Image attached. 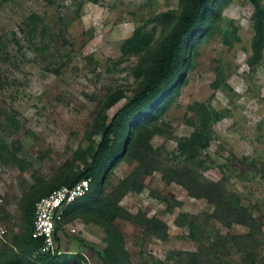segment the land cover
<instances>
[{"label": "rangeland", "instance_id": "374dc122", "mask_svg": "<svg viewBox=\"0 0 264 264\" xmlns=\"http://www.w3.org/2000/svg\"><path fill=\"white\" fill-rule=\"evenodd\" d=\"M172 9L180 0H0V264L12 250L22 264L53 253L18 243L25 199L86 170L105 125L147 82ZM252 12L249 0L218 2L181 74L113 137L92 193L57 234L62 264H264V57L251 71ZM197 129L210 146L181 153ZM169 167L190 168L218 203L169 180ZM236 205L253 226L235 221Z\"/></svg>", "mask_w": 264, "mask_h": 264}, {"label": "trees", "instance_id": "16d2710c", "mask_svg": "<svg viewBox=\"0 0 264 264\" xmlns=\"http://www.w3.org/2000/svg\"><path fill=\"white\" fill-rule=\"evenodd\" d=\"M54 1L55 0H50L51 3ZM220 1L221 0H180L182 6L180 13L172 9L163 14V17L168 21L176 20V25L160 40L156 50V58L147 70V82L129 102L115 113L111 121L105 125L101 140L92 156V161L87 164L86 170L82 173L83 176L81 175L77 179L63 184L71 186L84 177H91V191L81 200L86 199L92 193L95 185V176L98 172L97 170L110 158L113 149V137H118L123 126L132 119L133 115L137 114L145 103L151 101L160 92L166 90L171 82L181 74V68L187 63L188 55L191 50L189 48L191 38L197 33L200 25L214 13V8ZM249 3L253 8L251 19L253 22L254 36L251 44L252 53L247 63L250 70L255 72L264 57V8L261 4V0H249ZM222 39L224 43L230 44L228 33L225 29L222 30ZM168 95L169 92L163 95L161 100L154 105L152 111L160 109L161 104L166 103ZM145 118L146 116H140L130 125L132 132H130L128 140H132L134 134H138V128L142 125L141 123ZM210 143V134L202 129H197L189 137L179 142V150L181 153L185 151L188 154L195 155L207 149ZM118 149L119 147L117 150ZM127 149H130L128 148V143ZM187 168L188 167L176 169L169 167L165 170V175L169 180L184 185L193 196H203L217 201L218 203V193L208 184H204L196 179L194 177V172L190 170V168ZM132 188L136 192H142L144 187L141 183H134ZM54 189L55 188L50 192ZM127 192L128 190H125V193ZM81 200L74 202L68 208L65 219L71 209L75 208L76 203ZM37 201L34 197L26 198L23 207L22 233L17 237V240L19 244L24 243V251L28 252H25V254H31L38 250L41 245H44L42 239H35L32 235L35 220V204ZM231 212L235 221L241 225L251 227L256 222L253 215L244 210L242 205H236V208L231 210ZM15 244L18 247L17 242H15ZM15 254L16 253H13L12 250L11 254H9L12 259L9 260L7 264H22L26 260L25 258L18 259L15 256L13 257ZM25 254L23 253V255L27 257ZM37 262L40 264H62L61 256L51 252L39 254Z\"/></svg>", "mask_w": 264, "mask_h": 264}, {"label": "built area", "instance_id": "2783aa9c", "mask_svg": "<svg viewBox=\"0 0 264 264\" xmlns=\"http://www.w3.org/2000/svg\"><path fill=\"white\" fill-rule=\"evenodd\" d=\"M92 178L84 177L75 184L62 185L35 204L33 237L42 239L47 249L55 251L57 234L63 228L68 208L91 191Z\"/></svg>", "mask_w": 264, "mask_h": 264}]
</instances>
